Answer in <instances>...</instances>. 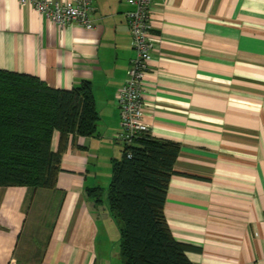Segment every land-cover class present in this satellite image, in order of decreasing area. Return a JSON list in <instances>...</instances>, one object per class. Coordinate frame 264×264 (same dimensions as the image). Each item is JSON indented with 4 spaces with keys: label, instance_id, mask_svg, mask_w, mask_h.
Returning <instances> with one entry per match:
<instances>
[{
    "label": "crops",
    "instance_id": "obj_1",
    "mask_svg": "<svg viewBox=\"0 0 264 264\" xmlns=\"http://www.w3.org/2000/svg\"><path fill=\"white\" fill-rule=\"evenodd\" d=\"M94 5L85 29L0 0V69L56 89L88 81L98 113L93 135L70 137L54 188L0 186V264L111 262L108 208L87 191H105L122 157L117 93L135 51L127 0ZM151 19L143 116L179 146L171 234L195 264H264V0H152Z\"/></svg>",
    "mask_w": 264,
    "mask_h": 264
},
{
    "label": "trees",
    "instance_id": "obj_2",
    "mask_svg": "<svg viewBox=\"0 0 264 264\" xmlns=\"http://www.w3.org/2000/svg\"><path fill=\"white\" fill-rule=\"evenodd\" d=\"M97 119L88 81L56 89L35 76L0 69V186L54 188L70 137L93 135ZM178 152L173 141L139 138L112 162L107 189H88L98 202L106 197L119 229L122 264H195L187 252L196 247L172 236L164 213Z\"/></svg>",
    "mask_w": 264,
    "mask_h": 264
},
{
    "label": "built area",
    "instance_id": "obj_3",
    "mask_svg": "<svg viewBox=\"0 0 264 264\" xmlns=\"http://www.w3.org/2000/svg\"><path fill=\"white\" fill-rule=\"evenodd\" d=\"M95 0H19L22 6L32 8L58 27L77 24L85 29H93L96 24ZM152 0H127L131 9L126 18L135 51L130 60L126 80L117 93L121 131L117 138L130 146L139 138L150 135V126L143 116V85L151 60V19ZM130 157V151H127ZM255 264H259L258 261Z\"/></svg>",
    "mask_w": 264,
    "mask_h": 264
},
{
    "label": "rangeland",
    "instance_id": "obj_4",
    "mask_svg": "<svg viewBox=\"0 0 264 264\" xmlns=\"http://www.w3.org/2000/svg\"><path fill=\"white\" fill-rule=\"evenodd\" d=\"M103 201H104L105 205L107 206V201H106L105 196H103ZM100 208H101V206H100ZM105 213L107 214L108 211H106ZM107 215H109V214H107ZM109 218H110V221L112 223V226H110V229H109L110 241L108 243V249H110L111 252L109 253L110 255H107L106 257H104V259L110 260L111 261L110 264H122V258L120 255L118 225H117L116 221L111 216Z\"/></svg>",
    "mask_w": 264,
    "mask_h": 264
}]
</instances>
